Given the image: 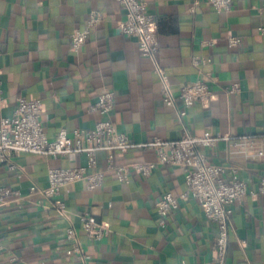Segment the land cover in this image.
Here are the masks:
<instances>
[{
	"label": "crops",
	"instance_id": "1",
	"mask_svg": "<svg viewBox=\"0 0 264 264\" xmlns=\"http://www.w3.org/2000/svg\"><path fill=\"white\" fill-rule=\"evenodd\" d=\"M145 1L158 23L157 62L141 54L136 37L121 33L118 23L126 10L118 0H0V120L12 114L18 96L33 95L43 101L50 138L63 129L93 128L103 115L91 106L108 87L117 96L111 112L117 129L138 144L205 131L264 135V0H235L223 12L209 0ZM93 11L102 22L86 45L72 50V33L85 28ZM229 35L240 37V44L229 47ZM204 40L212 44L204 46ZM194 55L210 58L203 74L192 62ZM158 66L176 93L198 78L209 80L214 100L197 102L182 116L181 100L174 107L163 101ZM235 82L241 91L227 93ZM216 150L214 160L237 166L250 190L260 186L264 162L246 159L229 141L220 142ZM116 159L130 163L156 157L152 148H138L127 155L117 152ZM86 161L85 155L70 161L21 153L13 157L11 168L0 160V183L26 195L0 202V264H215L217 227L197 200L181 201L167 227L159 225L157 200L167 191L179 195L186 189L185 174L177 166H158L150 176L133 170L124 183L108 173L95 190L82 181L69 184L61 195L67 204L64 214L51 199L30 192L34 184L48 186L50 168ZM99 166L106 167L104 152L99 153ZM233 209L225 264H264V194H248ZM84 211L105 222L111 237L90 239L79 219ZM70 227L77 229L89 260L68 253Z\"/></svg>",
	"mask_w": 264,
	"mask_h": 264
},
{
	"label": "built area",
	"instance_id": "2",
	"mask_svg": "<svg viewBox=\"0 0 264 264\" xmlns=\"http://www.w3.org/2000/svg\"><path fill=\"white\" fill-rule=\"evenodd\" d=\"M126 10V15L118 23V28L127 37H136L141 54L157 62L160 50L158 23L154 12L148 8L145 0H118ZM217 12L232 9L235 0H209ZM102 22L101 15L93 11L85 28L76 29L71 36V48L79 50L96 28ZM241 38L229 35V47L240 44ZM212 40L202 41V45H210ZM210 61L208 56L194 55L192 62L203 74L202 66ZM158 72L163 80V101L169 107L177 106L181 100L186 116L187 110L195 103L208 104L215 98V91L209 80L201 77L195 81L183 84L176 93L169 81L168 75L158 66ZM0 67V94L3 93V80ZM241 91L238 82L227 88V93ZM116 93L105 87L98 101L91 106L103 115L93 128H79L72 132L61 130L55 138H50L46 132L43 117V101L39 97L18 96L17 105L9 116L0 120V160L14 168L12 159L21 153L43 154L53 158L64 157L75 161L78 156L85 155L87 164L54 167L48 170V186L40 188L36 184L30 187V192H40L51 199L61 213L67 212V204L61 198L65 186L82 181L86 188L95 190L103 182L108 173L115 175L121 183L129 182L133 170L144 176L161 165H171L181 168L185 174L186 189L179 195L172 191L165 192L155 205L159 225L167 227L168 219L175 213L183 200H197L206 218L217 227V234L212 245V260L215 264H225L229 248V236L233 229V205L241 202L245 196L264 194V176L260 186L250 190L249 185L240 177L237 166L227 167L216 162V148L222 141H229L235 151L242 153L246 159L264 162V135L232 136L221 132L205 131L201 134L186 133L179 139L164 140L156 138L150 142L138 144L128 134L120 132L111 112L115 107ZM1 99L2 96H1ZM138 148H152L156 159L153 161H134L120 163L116 153H126ZM212 151V155L209 153ZM106 153V167L99 166V153ZM25 193L21 189L0 183V202L9 199H22ZM81 228L90 239L104 240L112 235L111 228L99 221L95 214L84 211L79 214ZM71 243L68 253L78 255L87 261L90 255L79 241L78 231L70 227L66 232ZM182 264H187L183 261Z\"/></svg>",
	"mask_w": 264,
	"mask_h": 264
},
{
	"label": "trees",
	"instance_id": "3",
	"mask_svg": "<svg viewBox=\"0 0 264 264\" xmlns=\"http://www.w3.org/2000/svg\"><path fill=\"white\" fill-rule=\"evenodd\" d=\"M131 151H129V152H126V153H122V152H119V153H121V154H123V155H127V154H129Z\"/></svg>",
	"mask_w": 264,
	"mask_h": 264
}]
</instances>
